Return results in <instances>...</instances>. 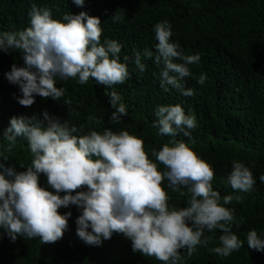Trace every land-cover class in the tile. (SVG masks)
<instances>
[{"label":"clouds","instance_id":"clouds-1","mask_svg":"<svg viewBox=\"0 0 264 264\" xmlns=\"http://www.w3.org/2000/svg\"><path fill=\"white\" fill-rule=\"evenodd\" d=\"M74 3L81 6L84 0ZM29 16V27L0 31V51L15 49L22 56L23 65L13 63L4 75L18 86L17 99L23 106H31L37 95L59 100L65 90L56 86L57 80L72 78L84 85L94 78L109 88L123 84L130 75L128 63L140 73L145 71L142 58L152 59L159 67L164 91L171 86L184 96L194 94L182 81L192 75L189 65L199 63L200 55L185 54L170 39L167 20L153 26L158 41L155 52L145 48L142 53L124 55L121 62L122 44L107 37L101 42L98 17L67 12L53 19L51 9L34 3ZM206 79L201 74L197 83L202 85ZM108 96L113 109L110 122L120 123L128 115L127 105L115 90ZM154 115L153 126L173 139L159 149L151 148L150 155L144 141L127 130L83 133L67 120L50 118L47 111L43 113L46 126L35 117H11L3 132L9 143L0 145V229L13 241L19 235L53 243L63 237L72 215L58 209L75 205L80 213L75 218L76 234L87 245L98 246L118 233L131 242L133 251L154 256L163 264H184L180 250L187 248L191 256L197 245L211 240L205 233L218 229L223 233L220 244L209 251L228 256L241 248L243 241L232 231L234 209L226 207L240 197H222L214 190L211 165L186 142L175 139L179 134L191 136L190 130L197 126L195 115L186 114L180 104L157 105ZM17 137L26 139L32 154L28 165H20L22 171L6 165ZM41 175L46 177L45 185L39 181ZM259 179L264 182V175ZM165 180L168 189L188 196L187 206L169 204L162 186ZM227 182L235 192L251 191L256 183L251 168L240 160L231 161ZM73 190L77 191L73 194ZM246 239L249 248L264 251V236L255 229Z\"/></svg>","mask_w":264,"mask_h":264},{"label":"trees","instance_id":"trees-1","mask_svg":"<svg viewBox=\"0 0 264 264\" xmlns=\"http://www.w3.org/2000/svg\"><path fill=\"white\" fill-rule=\"evenodd\" d=\"M33 3L51 9L53 19H61L67 12L98 17L101 42L107 37L122 44L121 62L124 55L142 53L145 48L155 52L158 41L153 26L167 20L172 29L170 39L178 42L185 54L200 55L199 63L189 65L192 75L182 81L194 94L184 96L171 86L164 91L159 67L152 59L142 58L145 71L140 73L128 63L130 75L123 84L109 88L97 84L94 78L84 85L72 78L57 80L56 86L65 90L59 100L37 95L31 106H23L17 99L21 95L18 86L4 75L13 63L23 65L21 53L15 49L0 51V145L9 143L3 132L11 117H35L46 126L43 113L47 111L50 118L67 120L83 133L105 128L127 130L144 141L150 155L151 148L159 149L173 139L153 126L156 106L180 104L186 114L190 111L195 115L197 126L190 130V137L179 134L175 139L186 142L211 165L214 190L222 197H240L226 207L234 209L232 231L243 241L241 248L221 256L209 249L219 246L222 231L206 232L211 237L207 245H197L191 256L187 248L180 250L184 264H264V251L249 248L246 239L253 229L264 236V182L259 179L264 175V0H84L81 6L74 0H0V31L29 27ZM201 74L207 77L202 85L197 83ZM112 90L127 105L128 115L120 123L109 119L113 109L108 93ZM31 160L26 139L17 137L6 165L22 171L20 165L26 166ZM232 160L243 161L251 168L256 181L251 191L235 192L227 182ZM39 181L41 185L47 182L43 175ZM162 186L170 205L187 206V195L168 189L166 180ZM58 211H70L72 215L63 237L53 243L19 235L13 241L0 229V264H163L154 256L133 251L122 234L113 233L98 246L85 244L76 234L77 207L70 205Z\"/></svg>","mask_w":264,"mask_h":264}]
</instances>
